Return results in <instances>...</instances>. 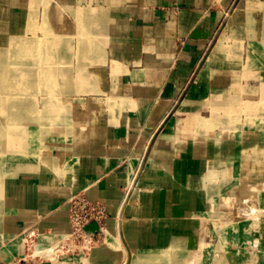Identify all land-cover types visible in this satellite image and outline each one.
Listing matches in <instances>:
<instances>
[{"label":"crops","instance_id":"0c3cea01","mask_svg":"<svg viewBox=\"0 0 264 264\" xmlns=\"http://www.w3.org/2000/svg\"><path fill=\"white\" fill-rule=\"evenodd\" d=\"M0 113L37 149L2 155L0 263L21 229L66 235L80 192L110 217L89 264L181 256L264 155V0H0Z\"/></svg>","mask_w":264,"mask_h":264},{"label":"rangeland","instance_id":"374dc122","mask_svg":"<svg viewBox=\"0 0 264 264\" xmlns=\"http://www.w3.org/2000/svg\"><path fill=\"white\" fill-rule=\"evenodd\" d=\"M3 115L0 113V119ZM7 131L0 126V164L4 163V153V164L9 167L12 157L15 159L12 162L17 163L27 147L28 156H36V144L21 145L15 138L11 143L1 142ZM256 154L255 149L252 157L257 160L252 162L251 169L238 168L230 176L221 177L211 195L208 214L200 223L195 245L181 256H166L159 264H264V155ZM3 178L0 176V180ZM18 178L21 177H13V180L9 177L6 181L13 184ZM137 179V175L129 177L125 200ZM66 210L69 225L66 235L58 237L50 231L40 233L34 226L21 229L12 240L15 255L9 262L0 264H89L92 251L105 242L101 232L109 214L104 203L90 200L87 192L72 196ZM91 223L97 226L95 233L85 230ZM159 258L149 256L136 261L143 263Z\"/></svg>","mask_w":264,"mask_h":264},{"label":"water","instance_id":"95a60500","mask_svg":"<svg viewBox=\"0 0 264 264\" xmlns=\"http://www.w3.org/2000/svg\"><path fill=\"white\" fill-rule=\"evenodd\" d=\"M85 230L87 233H95L97 231V226L94 223H91Z\"/></svg>","mask_w":264,"mask_h":264},{"label":"bare ground","instance_id":"6f19581e","mask_svg":"<svg viewBox=\"0 0 264 264\" xmlns=\"http://www.w3.org/2000/svg\"><path fill=\"white\" fill-rule=\"evenodd\" d=\"M18 48H19V47H18ZM8 52H9V51H8ZM6 54H7V53H6ZM6 54H5V55H6ZM12 57H13V56H12ZM15 57H16V56H15ZM11 59H12V58H11ZM21 63H22V62H21ZM18 64H19V63H18ZM21 65H22V64H21ZM21 67H22V66H21ZM21 73H22V72H21ZM18 74H19V73H18ZM33 86H34V85H33ZM28 94H29V93H28ZM107 234H109V232L106 233V235H107Z\"/></svg>","mask_w":264,"mask_h":264}]
</instances>
